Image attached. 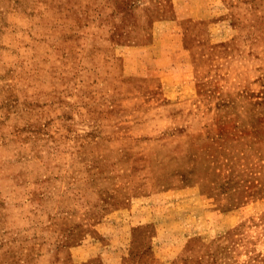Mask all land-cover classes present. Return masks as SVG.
<instances>
[{"label":"rangeland","instance_id":"obj_1","mask_svg":"<svg viewBox=\"0 0 264 264\" xmlns=\"http://www.w3.org/2000/svg\"><path fill=\"white\" fill-rule=\"evenodd\" d=\"M0 264H264V0H0Z\"/></svg>","mask_w":264,"mask_h":264}]
</instances>
